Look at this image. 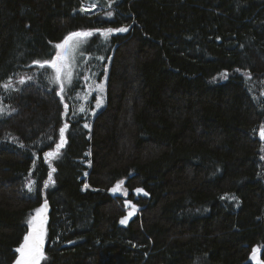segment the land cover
Here are the masks:
<instances>
[{
    "label": "trees",
    "instance_id": "16d2710c",
    "mask_svg": "<svg viewBox=\"0 0 264 264\" xmlns=\"http://www.w3.org/2000/svg\"><path fill=\"white\" fill-rule=\"evenodd\" d=\"M88 3L0 0V264H14L45 198L41 264H264V0H103L79 11ZM124 25L89 38L63 101L51 68L32 64L70 31ZM86 75L106 76L94 114V96L80 94ZM65 122L67 144L45 158ZM120 180L138 209L127 224L123 198L109 193Z\"/></svg>",
    "mask_w": 264,
    "mask_h": 264
},
{
    "label": "snow or ice",
    "instance_id": "6c2138e0",
    "mask_svg": "<svg viewBox=\"0 0 264 264\" xmlns=\"http://www.w3.org/2000/svg\"><path fill=\"white\" fill-rule=\"evenodd\" d=\"M115 3V0H109L108 7L111 8L112 4ZM97 4L93 2L89 7L81 6L79 11L88 13L92 8H96ZM76 11V9H74ZM105 15L109 18L113 16V12L107 11L105 12ZM130 28V25H124L118 28H96V29H88V30H76V31H70L66 35L63 36V38L60 40V42L54 44L55 49V55L52 56L51 59H45V60H33V65H38L40 69L51 68L54 70V76L51 77L55 83H58L60 85V91L57 93V95H60L61 101H63L64 96L63 93L65 91V81H67V84H71L73 81V69L75 67V60L78 53H81L82 47L89 42V38L93 37L95 33H99L101 36H103L104 40L107 41L108 38L113 35L114 33H125L128 32ZM51 44L52 42L49 41ZM97 59L103 61L105 59L104 56H99ZM110 59V57H109ZM239 71V69H237ZM106 74V69H105ZM226 76L227 74H222ZM246 76L249 78L251 77V73H246ZM34 76H27V77H21L19 79L20 84H24L27 81L33 80ZM87 79V78H86ZM3 88L5 90H11L12 89V77H9L8 81L3 84ZM18 90V89H16ZM95 91L99 93L105 92V84L104 82H100L99 84L95 85ZM104 103L103 97H99L96 100L95 107L98 109L101 107V105ZM80 112H84L85 109L81 107L79 109ZM3 112V109L0 108V113ZM68 113V105H64V115H67ZM85 128H90L91 125L84 124ZM69 129V124L65 122L63 126L59 129V142L56 143L55 151L46 152L45 158L48 157H58L60 155V150L67 144L66 139V132ZM260 137L262 140H264V125H261L260 130ZM261 151H264V148L261 149ZM87 155H91V153H87ZM261 159H264V157H261ZM35 163V162H34ZM89 165L91 162H88ZM56 169L53 168L48 173V179L44 182V187L47 188L50 183L54 184L55 181L52 179V172H55ZM87 175V173H85ZM35 184L34 181H29L26 187L28 188V191H33V185ZM124 180H120L116 183V185L111 188L109 191L113 194L120 193L123 196H127L128 192L126 188H123ZM89 185L85 184L84 188L87 189ZM135 192L137 194L144 193V195H147L146 192L142 188L135 189ZM224 198V197H222ZM229 199L235 200V196L228 197ZM125 206L130 208L131 211H129L128 215L121 218L120 223L121 224H127L128 220L131 216H133L137 209V206L133 204L130 200H125ZM48 201L45 198L43 204L36 208L34 210V215H32L28 220L29 230L27 234L23 238V242L15 249L17 253H19L17 259L15 260L14 264H41V261L46 259V253L44 250L45 246V240L47 237V211H48ZM59 239V237H57ZM68 243H74V241H68ZM255 258V257H254Z\"/></svg>",
    "mask_w": 264,
    "mask_h": 264
},
{
    "label": "rangeland",
    "instance_id": "374dc122",
    "mask_svg": "<svg viewBox=\"0 0 264 264\" xmlns=\"http://www.w3.org/2000/svg\"><path fill=\"white\" fill-rule=\"evenodd\" d=\"M88 4H84V7H89L93 2H95L96 4H97V7L96 8H98V9H100V8H102V4H104L103 3V0H88ZM108 5V4H107ZM92 9H94V8H92ZM83 48V47H82ZM81 56V53H78L77 54V56H76V60H75V67H74V69H73V72H74V75H75V73H76V71H77V69H78V66H77V60H78V58ZM51 75L52 76H54V70L53 69H51ZM74 75H73V77H74ZM222 79L225 77L224 75H221L220 76ZM87 78V79H86ZM100 82H104V84H105V82H106V76L104 75L103 77H102V79L100 80V81H93L92 79H90V77H89V75H86L83 79H82V81H81V83H82V88H81V90H80V94H81V97H82V99L84 100H86L87 99V96H91V95H93L94 96V101H93V105H94V107H93V109H92V113L94 114L95 112H97L100 108H102V106L105 104V92L104 93H99V92H97V91H95V85L96 84H99ZM68 84H67V81H65V87L67 86ZM60 86V85H59ZM13 87V86H12ZM103 97V100H104V103L101 105V107L100 108H96L95 107V104H96V100H97V98H99V97ZM82 102H84V101H82ZM123 188H126V186L125 185H123ZM127 189V192H128V194H127V196H123L122 194H120V193H116L117 194V196H120L121 198H123V200H124V203H125V200H130L133 204H135L134 203V201L133 200H131L130 199V197H131V193H130V191H129V189L128 188H126ZM40 207V206H39ZM129 211H131V209L130 208H128L127 207V214L126 215H128V213H129ZM32 215H34V212H33V214ZM31 215V216H32ZM30 216V217H31ZM29 217V218H30ZM132 217V216H131ZM130 217V218H131ZM129 218V219H130ZM29 220V219H28ZM27 225H28V223H27ZM28 228H29V225H28ZM18 255H19V253H17V257H18ZM255 257V258H254ZM254 257H253V260L251 261V262H258V255H255V253H254Z\"/></svg>",
    "mask_w": 264,
    "mask_h": 264
},
{
    "label": "water",
    "instance_id": "95a60500",
    "mask_svg": "<svg viewBox=\"0 0 264 264\" xmlns=\"http://www.w3.org/2000/svg\"><path fill=\"white\" fill-rule=\"evenodd\" d=\"M259 140H260V141H264V140H262L261 137H260V132H259ZM115 185H116V183H115L113 186H111V187L109 188V190H110L111 188H113ZM109 193H110L111 196H114V197L117 196L116 193L113 194V193L110 192V191H109ZM46 215H47V219H48V211H47V214H46ZM253 257H254V253L251 254V257H250V260H251V261L253 260Z\"/></svg>",
    "mask_w": 264,
    "mask_h": 264
}]
</instances>
